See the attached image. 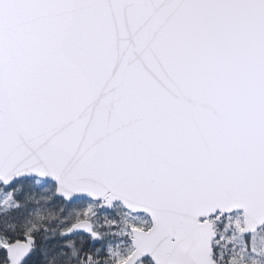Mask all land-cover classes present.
<instances>
[{"label":"snow or ice","instance_id":"6c2138e0","mask_svg":"<svg viewBox=\"0 0 264 264\" xmlns=\"http://www.w3.org/2000/svg\"><path fill=\"white\" fill-rule=\"evenodd\" d=\"M0 264H264V0H0Z\"/></svg>","mask_w":264,"mask_h":264}]
</instances>
